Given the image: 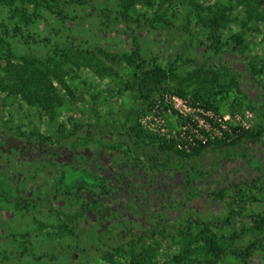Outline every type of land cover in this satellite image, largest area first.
<instances>
[{"label":"rangeland","instance_id":"1","mask_svg":"<svg viewBox=\"0 0 264 264\" xmlns=\"http://www.w3.org/2000/svg\"><path fill=\"white\" fill-rule=\"evenodd\" d=\"M30 1L0 0V247L31 233L56 257L34 264L238 263L233 249L264 233L243 218L264 211V0H63L64 20L32 21ZM16 22L49 40L5 36ZM141 58L174 71L150 99L133 82L155 79ZM201 97L261 138L191 155L219 134ZM253 181L259 201L237 202ZM261 244L249 264H264Z\"/></svg>","mask_w":264,"mask_h":264},{"label":"trees","instance_id":"2","mask_svg":"<svg viewBox=\"0 0 264 264\" xmlns=\"http://www.w3.org/2000/svg\"><path fill=\"white\" fill-rule=\"evenodd\" d=\"M63 0H34V1H30L33 2V11L28 13V10L25 7H22L23 10H25V14L27 16H29L30 21H32V19L36 18V17H42L43 14H45V9L48 10V12H54L55 14H57V16L61 19L64 20L65 17H63L64 15V11L62 8V2ZM89 0H71V2L73 3H77V4H84L87 3ZM232 0H228V2H230ZM239 1H243V0H239ZM35 2H37V4H35ZM41 6H43V8H41ZM50 6L53 7H57L58 10H50ZM15 10H19L20 12L17 15L22 14L23 12H21V10L19 8H16ZM65 16V15H64ZM14 17V15H13ZM15 18V17H14ZM203 21L202 26H206L207 24V19L206 17H204V19H201V21ZM15 27L13 28H9L7 27V32L4 34L5 36H12V37H19L21 39H23L25 42H44L45 40H49V38L46 39H37L35 36L33 35H28L29 33H26L25 30L23 28L22 25H20L18 22H16V24H14ZM220 37V36H219ZM214 32L210 35L207 34V40L210 41V44H212L213 46L210 47V49H215L216 52H220V46H218L217 42L219 41V38ZM206 38V36H205ZM137 53L139 54V48H136ZM142 59V58H141ZM143 62L145 63V65H151L150 63H148L147 61H145L144 59H142ZM152 68V74L155 76V79H149L148 76H146L145 71L141 68L138 72H136L134 74V83L137 85V91L140 93V96L142 98L145 99H150L153 92L155 90H165L166 86L163 84H166V81H170L173 80V76H174V71L173 69L170 68V70H168V68L163 67L162 65H160L159 63H152L151 65ZM169 83V82H168ZM173 96H177L179 98H182L183 100H185L187 102V96H188V92L183 88V87H176L173 90L172 93ZM195 96H197V94H195ZM202 99V110H203V115H200L201 120H203L206 124H209V126L217 129L219 131V135L214 138L213 140H211L209 137L206 139H198V138H193V143L190 142L189 147L191 150V155L196 156L199 155L200 153H202L204 150H206L207 148H209L210 146H218V147H234L237 144H239L240 142H242L243 140L249 139V138H261L260 132L255 131L254 128L249 129L246 128L240 124H236V125H230L227 123L226 120H224L222 117H220L218 115V107L213 103V101L209 98H203ZM155 102V101H154ZM189 105L191 104V106L193 108H196V103H194L192 105V103H188ZM181 119H183L184 123L185 122H190L192 119V117L186 116L183 117V115L179 114L178 115ZM220 121V124H217V121ZM197 126V124H196ZM196 129V127H195ZM199 131L204 132L202 129H200ZM168 148V147H167ZM260 185V183L256 184L255 181H253L252 183H245L242 184L240 188H238L237 191V195H238V201L241 204H246L249 201H259L258 198V194L256 192H254V188L258 189V186ZM3 196H6L7 199L11 200L12 195L9 193H5ZM15 203L18 205L17 207H19V209H23L25 208L26 210L29 209L30 206V202L20 199V198H16L15 199ZM24 203V204H22ZM243 218L248 219L250 221H252L254 223V226H258V228L260 230H264V211L261 213H257V214H251V215H244ZM68 226V225H66ZM70 226V225H69ZM69 234H74L76 235L75 232L71 231L68 232ZM263 233V232H262ZM261 233V234H262ZM68 234V235H69ZM31 233L29 234H24L22 236V238L20 239H14L13 242H19L20 245H16L14 246L13 244H11L10 248L6 247V248H1L0 247V263H6L9 260L12 261H17V262H24L26 264H34V262H42L44 259L45 261H52L54 260L56 257L52 256L48 253H44V254H40L37 255L33 249H32V244L33 241L30 239ZM34 235H39V233H34ZM67 235V232H66ZM134 239V238H133ZM136 239V238H135ZM264 241V233L263 235H259L256 236L254 238V240H252L250 243H248L247 245L243 246V247H236L233 249V254L234 256L237 258L238 263H228V264H249V258L252 256V254L254 253V251L261 246L262 242ZM20 246H22L20 248ZM65 248V247H64ZM67 248V246H66ZM111 248L107 249V252H109ZM217 250L219 253H222L224 250L221 247H217ZM53 263V262H52ZM11 264V263H10ZM65 264H76L74 263L71 259L69 261H67ZM79 264H83V263H79Z\"/></svg>","mask_w":264,"mask_h":264},{"label":"built area","instance_id":"3","mask_svg":"<svg viewBox=\"0 0 264 264\" xmlns=\"http://www.w3.org/2000/svg\"><path fill=\"white\" fill-rule=\"evenodd\" d=\"M174 97H177V96H174ZM177 98H179V97H177ZM179 99H181V100H183L182 98H179ZM185 101V100H184ZM206 124V123H205ZM207 126H209V124H206ZM209 127H211V126H209ZM211 128H213V127H211ZM213 129H215V128H213ZM218 133H219V131H217ZM200 135H198V139H206V138H208V136H207V134L206 135H204V133H199ZM220 134V133H219ZM218 134V135H219Z\"/></svg>","mask_w":264,"mask_h":264}]
</instances>
